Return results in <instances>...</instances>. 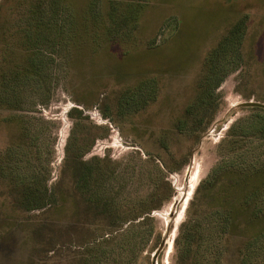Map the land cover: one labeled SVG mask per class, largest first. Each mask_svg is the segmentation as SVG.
Instances as JSON below:
<instances>
[{
  "label": "rangeland",
  "instance_id": "obj_1",
  "mask_svg": "<svg viewBox=\"0 0 264 264\" xmlns=\"http://www.w3.org/2000/svg\"><path fill=\"white\" fill-rule=\"evenodd\" d=\"M25 2L0 0V13L5 18V31L0 38V67L3 65L7 69V63L10 67L15 53H36L20 46L21 27L30 25L28 20H24L28 10ZM146 9L139 32L135 29L134 37L131 36L139 48L134 47L125 55L126 49L122 45L110 50L112 44L103 46L97 52L102 55L98 65L90 67L88 62L83 64L74 73L73 82V78L67 82L66 76L62 75L63 67L53 58L39 85L33 86L36 87L35 93L30 94L33 98L40 91L44 98H48L45 104L24 112L11 111L0 104V161L4 157L9 158V161L2 162L3 166L20 168L19 173L24 172L23 166L40 167L49 179V186L53 187L60 179L65 145L73 126L68 111L78 106L76 96L86 99L93 108L86 110L85 115L89 116L92 125L98 127L94 131L98 138L84 159H106L99 168L110 177L105 181L107 198L122 207L120 213L111 216L117 215L113 221L115 224H108L107 218L103 223L97 221L98 224L90 231L84 229L81 234H72L69 242L49 252L45 250L44 238L48 236L47 225H70L72 220H78L72 207L75 203H68L61 210L47 208L24 213L11 205L5 181L0 178V264H78L81 259L88 264H152L153 254L170 223L176 224L175 229H172L169 243L159 254L156 264H175L176 237L198 185L213 169L228 164L229 158L234 159L231 154H240L242 157L237 161L241 160L239 164L244 165L255 161L264 152V143L258 144L252 135L242 137L237 145L229 142L231 138L228 136L232 123L242 119L241 125L247 126L253 117L250 110L240 106L241 103H264V0H157ZM242 15L249 17L244 48L253 58L245 70L249 77L241 81L240 89L249 98L236 91L239 72L229 75L218 89L221 97L216 100L213 123L192 149L189 163L181 171L169 173L147 153L163 155L156 137L171 128L170 118L175 119L182 114L194 96L206 54ZM5 43L10 45L6 47ZM149 47L153 49L148 51ZM51 53L70 51L58 47ZM128 55L130 57L125 58ZM155 71L162 74V93L157 103L140 116L126 114L104 118L99 103L105 97L113 96L123 86L140 80V75ZM83 74L85 78L82 80ZM9 76L8 73L7 78ZM31 97L26 95L24 100L27 106L33 107ZM97 100L99 103L94 106ZM8 115L32 116L50 122L42 125L46 130L39 141L41 153L31 149L35 159L29 165L15 160L14 163L6 154L13 134ZM152 135L155 141L151 139ZM225 139L229 141L223 142ZM189 147L191 144L187 140H180L178 145H173V150L179 158V155L187 153ZM163 178L173 191L172 199L147 217L121 223L122 217L139 216L141 209L148 207L150 194ZM66 182H70L69 176ZM190 182L194 184L193 193L184 212L180 213L173 205L180 200L184 190L189 189ZM200 211L201 208L197 210ZM80 220L89 219L82 216ZM38 231H44L45 235L39 238L36 236Z\"/></svg>",
  "mask_w": 264,
  "mask_h": 264
},
{
  "label": "trees",
  "instance_id": "obj_2",
  "mask_svg": "<svg viewBox=\"0 0 264 264\" xmlns=\"http://www.w3.org/2000/svg\"><path fill=\"white\" fill-rule=\"evenodd\" d=\"M155 1L26 0L28 10L24 20H28L30 25L21 27L20 46L36 53H15L10 67L8 63L7 69L3 65L0 67V104L11 111L23 112L45 104L48 98H44L40 91L33 98L30 94L35 93L36 87L33 86L50 69L53 58L63 67L62 75L66 76L67 82L72 78L73 82L74 73L83 64L88 62L90 67L98 65L102 55L97 52L103 46L114 45L109 46L110 50L122 45L126 49L125 55L134 47L139 48L132 35L135 29L139 32L140 21L147 6ZM0 18L1 38L5 31V18L1 13ZM248 20V15L240 16L206 54L194 96L180 116L170 118L171 128L156 137L163 155H147L159 161L163 170L179 172L189 163L192 149L213 123L216 100L221 97L218 89L229 75L239 72L236 91L249 98L240 89L241 81L249 77L245 70L253 58L250 53V56L247 55L244 48ZM5 44L6 47L10 45ZM58 47L70 53H51ZM151 49L149 47L147 50ZM160 75L158 71L144 73L140 75V80L123 86L113 96L105 97L101 103L94 101V106L100 104L105 119L126 114L140 116L160 98ZM84 78L83 74L82 80ZM26 95L32 98L33 107L26 105ZM75 102L78 106L68 111L73 126L65 145L64 164L60 179L53 187L49 186V179L40 167L23 166L24 172L19 173L20 168L3 166L2 162L9 161V158L4 157L0 161V178L5 181L6 194L15 209L30 214L47 208L61 210L68 203H75L72 207L78 220H72L70 225H47L48 236L44 238L45 250L49 252L69 242L72 234H81L84 229L90 231L92 226L98 224L97 221L103 223L107 218L108 224L114 225L117 215L111 216L122 211V207L114 203L113 199L107 198L105 181L110 177L99 168L100 163L106 159H84L98 138L94 135L98 127L92 125L89 116L85 115V111L93 107L89 106L84 97L76 96ZM247 109L253 114L249 124L241 125L242 119L232 123L228 129L231 140L225 139L223 142L237 145L242 137L252 135L258 144L264 143V109ZM7 121L12 126L13 134L10 135L6 154L13 162L33 163L35 158L31 149L37 154L41 153L39 141L46 130L42 125L50 122L20 115L9 116ZM151 139L155 141L153 135ZM180 140H187L191 147L178 158L173 145H178ZM231 157L234 159L229 158L228 164L213 169L196 188L186 219L181 223L176 237L175 264H264V152L255 161L244 165L239 164L241 160L237 161V158L242 157L240 154L233 153ZM68 176L69 183L66 182ZM172 197L173 191L163 178L150 194L148 207L141 209L139 216L122 217L120 222L128 223L147 217L152 211L161 209ZM200 208L201 211L197 212ZM82 216L89 220L82 222ZM43 233L38 231L36 236L41 238L45 235ZM78 264L88 263L81 259Z\"/></svg>",
  "mask_w": 264,
  "mask_h": 264
},
{
  "label": "water",
  "instance_id": "obj_3",
  "mask_svg": "<svg viewBox=\"0 0 264 264\" xmlns=\"http://www.w3.org/2000/svg\"><path fill=\"white\" fill-rule=\"evenodd\" d=\"M240 106L241 107H246V108H261V109H264V103L258 102V101H247V102L241 103ZM187 190H188V187L184 190L183 195L180 198V200H178V202H175L174 205H173L174 208L175 207L178 208V211H180L181 205L186 199ZM192 193H193V191H192ZM189 200H190V198H189ZM189 200H188V202H189ZM188 202H187V205H188ZM172 229L173 230L175 229V225L170 223L168 225V228L166 229V233L164 234L159 247L157 248V250L153 254L152 264H156L157 263V258L159 256V254L161 253V251L164 249V247L167 245L168 240H169V238H170V236L172 234V231H173Z\"/></svg>",
  "mask_w": 264,
  "mask_h": 264
},
{
  "label": "bare ground",
  "instance_id": "obj_4",
  "mask_svg": "<svg viewBox=\"0 0 264 264\" xmlns=\"http://www.w3.org/2000/svg\"><path fill=\"white\" fill-rule=\"evenodd\" d=\"M193 189H194V184H193V182H190L189 189H188V191H187L186 199H185V201L182 203L181 208H180V213H183V212H184V210H185V206H186V204H187V202H188V200H189V197H190L191 194H192ZM178 219H179V218H178ZM175 225H176V224H175ZM168 243H169V242H168Z\"/></svg>",
  "mask_w": 264,
  "mask_h": 264
}]
</instances>
